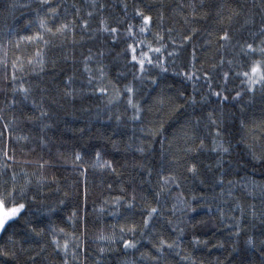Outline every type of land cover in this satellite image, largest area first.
Segmentation results:
<instances>
[{
  "label": "snow or ice",
  "instance_id": "1",
  "mask_svg": "<svg viewBox=\"0 0 264 264\" xmlns=\"http://www.w3.org/2000/svg\"><path fill=\"white\" fill-rule=\"evenodd\" d=\"M21 9L27 12V18L23 23L17 20L15 26L8 25L0 36V50L4 51V56L0 57L3 132H7L10 139L38 140L45 145L49 142L46 130L66 116L85 118L84 125L75 130L82 137L93 127L92 119L115 121V127L107 135L97 129L100 137L118 151L121 142L123 151L134 150L141 159L133 160L132 167L142 170L146 177L150 178L153 173L157 177L154 185L150 179L140 181L141 185H149L151 191L148 187L138 191L135 185L130 192L126 187L120 188L122 194L113 202L118 212L121 207L126 211L124 223L113 224L111 232L101 229L95 237L100 246L94 264H100L103 255L116 250L120 244L126 257L121 264H176V257L183 264H204L191 252L181 255L180 238L192 224L188 213L194 212L195 208L182 193L172 199V189L180 188L188 175H200L202 152L215 153L216 165L223 171L224 157L232 148L226 139V120L235 119V113L225 112V104L229 101L240 112L242 135L239 142L249 148L254 159L264 160V107L260 109L259 119L254 113H248L257 97L264 103V0L259 4L254 2L247 11L235 6L233 0H180L170 11L160 0L155 12L144 0H11L5 6V11ZM256 9H259V20ZM210 17L208 27L197 26L198 20H209ZM168 22L179 24V28L165 27ZM198 34L202 43L194 42ZM166 41H170V45ZM121 44L124 46L117 51ZM189 44L191 53L184 62L181 56ZM169 46L171 51H168ZM204 48L214 49L210 68L196 64L198 49ZM9 49L15 52L10 68ZM153 53L158 55L153 56ZM169 64L174 66L175 74L192 84L191 95L185 98V92L179 89L172 94V85L164 76L169 72ZM110 65L117 66L116 78L110 76ZM213 72L218 75L214 77ZM149 88L151 91L147 90ZM92 97L100 100L95 104V113L90 104L85 106L83 103ZM180 100L183 103H179ZM186 108L191 111L168 141L167 149L163 148L165 141H161L159 166L146 162L143 156L151 149L152 138L164 127L162 122H157V115L163 116L165 110L176 113ZM23 124L33 125L38 134L12 137ZM128 126L132 127L133 135L126 139L122 134L120 139L114 138L120 128ZM204 129L211 131L210 144L203 134ZM137 131L141 135H136ZM2 155L5 163L0 167L7 170L11 168L7 161L13 160L14 155L9 154L7 145ZM70 158L74 167L84 171L92 167L122 175L112 160L104 159L99 148L87 160L79 149H75ZM45 163L39 167L43 169ZM11 181L9 184L7 179L0 180V233L7 232L18 220L25 229L22 235H17L18 230L13 228L6 241L0 243V258L5 262L10 260L12 264H52L51 253L47 251L49 242L44 240L47 235L54 246L52 251L60 253L58 264H85L88 256L82 260L81 252H87V244L77 243L69 253L68 240L61 244L57 239L59 233L65 232L64 228L48 230L34 225L31 219L21 220L37 194L32 192L31 180L17 186L15 171ZM215 182L222 183L223 176ZM228 195H231L230 191ZM169 199H172L171 208L168 207ZM207 207L211 212L212 205ZM234 208H239L241 215L232 216V223L225 225L231 229L229 236L232 238L228 256L238 251L239 237L244 232L241 220L245 210L239 204ZM137 210L139 219L135 218ZM178 212L185 218L178 217ZM217 212L223 221L227 214L219 207ZM75 216L73 211L69 219ZM251 216L257 217L254 208ZM260 216L264 217V212ZM212 218L216 219L215 216ZM72 235L80 240L75 233ZM142 241L147 242L148 247ZM193 244L208 246L209 242L193 236ZM244 245L251 253L246 264H264V232L247 235ZM213 247L224 248L225 242L218 241ZM127 250H133L131 257ZM215 264H224V261L217 259Z\"/></svg>",
  "mask_w": 264,
  "mask_h": 264
},
{
  "label": "trees",
  "instance_id": "2",
  "mask_svg": "<svg viewBox=\"0 0 264 264\" xmlns=\"http://www.w3.org/2000/svg\"><path fill=\"white\" fill-rule=\"evenodd\" d=\"M8 2H11V0H0V36L3 34L2 30L8 25L15 26L17 20L19 23H23V20L28 15L22 9L14 12L5 11V6ZM163 2L168 6V11H170L172 7L180 3V0H163ZM254 2L259 4L260 0H233L235 6L243 7L245 11ZM144 3L152 6L153 12H155L160 0H144ZM22 12L24 13L23 16ZM256 12V19L259 20V9H256ZM14 17L17 19H14ZM176 19L181 20L180 17H176ZM210 23L211 17L209 20H198L196 22L201 29L208 27ZM168 26L179 28V24L172 25L171 22L166 23L165 27ZM236 26L238 27V25ZM148 38L152 39V36L149 35ZM177 40H179L178 37ZM194 42L202 43V37L198 34ZM166 43L170 45V41H166ZM123 46L122 44L119 45L116 50L119 51ZM191 47V44L187 45L181 56L184 62L189 59ZM171 50L172 48L169 46L168 51ZM213 51L214 49H198L197 67L203 64L204 68H210L213 62ZM152 55L156 56L158 54L153 53ZM3 56L4 51L0 50V57ZM14 58V50L9 49L7 57L9 68ZM168 67L169 72L164 74V76L166 82L172 85V94L174 95L176 90L179 89L185 92V98L191 95L192 84L186 82L181 75L175 74L173 65L169 64ZM0 72H2V69H0ZM109 73L112 78H116L117 66L110 65ZM217 75L218 73L213 72L214 77ZM201 83L203 82L201 81ZM229 87L231 88L232 85L229 84ZM147 90L151 91L150 88ZM2 99L3 96L0 95V100ZM83 103L85 106L90 104L93 113H95V104L100 103V100L92 97ZM179 103H183V100H180ZM77 107H80L79 103H77ZM261 107H264V103L257 97L255 104L248 110L249 115L254 113L256 118L259 119ZM190 111V108L181 109L176 113H170L165 110L163 116L157 115V122H162L164 127L159 135L152 138L151 149L143 156L146 162L156 167L159 166V157L162 150L161 141H165L163 148L167 149L169 147L168 141L177 133L180 125L184 122L187 112ZM229 111L235 113V119L226 120V139L231 142L232 148L230 153L224 157L222 163L223 171H221L220 165H216L217 155L215 153L202 152L199 156L202 161L200 175L198 177L188 175V178L181 182L180 188L173 187L172 189V199L175 198L176 194L182 193L183 198L191 200L192 207L195 208L194 212L188 213V218L191 219L192 224L186 227L184 235L180 238L183 250L181 255L191 252L197 260H203L204 264H215L217 259L224 261V264H246L251 257V253L245 249L244 240L249 234L260 235L264 232V217L260 216V213L264 212V160L254 159L249 148L244 143L239 142L242 135L239 125L240 112L238 107H233L231 101L225 104V112L228 113ZM8 115L10 116L11 113H8ZM76 115L78 116L79 114L77 113ZM84 123V117L79 119L73 115L64 117L62 122L56 123L52 128L46 130L49 142L41 145L38 140L21 141L14 138L10 139L9 134L3 132V121H0V132H3V135H0V166L5 163L2 155L5 145H7L9 154L14 155L13 160L7 161L11 168L3 170L0 167V180L7 179L9 184H11L13 171L17 173L16 183L18 187L23 185L26 180H31L30 187L32 192L37 195L35 201L29 202V208L21 220L24 218L31 219L34 225L46 227L48 230H51L52 227L64 228L65 232L57 235L60 243L63 244L65 239L68 240L70 245L69 253H71L77 243H81L82 246L87 244V252H81V259L83 260L84 256L87 255L88 259L85 264H94L97 259L98 247L100 246L95 237L99 235L101 229L105 232H111L113 224L124 223L126 211L121 207L118 212L113 202L115 197L122 194L120 188L122 186L126 187L130 192L132 186L135 185L138 191L144 187H148L149 191H151L152 189L149 185H141L140 181L142 179H150L154 185L157 177L155 173L150 178L146 177L142 170L132 167L133 160L139 161L141 159V156L134 150L123 151L124 144L121 142L119 146L121 150L118 151L100 137L97 129L107 135L115 127V121L92 119L93 127L87 130L82 137L75 130L82 127ZM25 133L29 136L34 133L38 134L33 125L23 124L12 133V137ZM121 134L123 139L133 135L132 127L120 128L114 138L120 139ZM203 134L210 144L211 131L204 129ZM136 135L141 134L137 131ZM97 148L101 149L104 159H110L114 162L117 172L122 173V175H117L109 169L89 167L87 171H84L82 168L73 166L70 154L75 149L82 151L87 160L94 156ZM44 162H46L45 167L41 169L39 165ZM212 165L216 166L209 171L208 168ZM82 171L84 172L83 175H81ZM219 176H223V182L214 183ZM228 181H231V184ZM109 185L112 187L109 188ZM229 191L231 192L230 196L228 195ZM65 193H68V195H65ZM250 193H254V195ZM192 197H195V199H192ZM172 199L168 201L169 208H171ZM59 200H63L64 203L59 204ZM208 204L212 205L211 212L208 210ZM237 204L245 210L241 220L244 232L239 237L238 251L228 256V251L230 250L228 245L231 244L232 238L229 236L231 229L226 228L225 225L232 223V216L241 215L239 208H234ZM218 207L222 208L227 214L223 221L219 218ZM253 208L257 212V217L255 218L251 216ZM49 209H53V211L50 212ZM73 211L76 212V216L69 219ZM177 216L181 219L185 218L179 212ZM213 216L216 219H213ZM139 217L140 214L137 210L135 218L139 219ZM197 221H200V223H197ZM192 225L195 226L193 227ZM13 228L18 230L17 235H22L25 225L18 220L7 232L0 233V243L6 241L8 234L13 231ZM73 233L80 237L79 241L73 237ZM170 234L172 236L175 235V233ZM193 236H198L201 240H207L209 242L208 246L194 245ZM44 240L49 242L47 251L51 253L52 264H58L60 253L59 251H52L54 246L51 245V237L45 235ZM218 241H224L225 247H213ZM142 243L148 247L147 242L142 241ZM77 250L79 251L80 249ZM132 251L127 250L129 257L132 256ZM125 258V250L123 245L120 244L116 246V250L105 253L100 259V264H121ZM175 260L176 264H183L179 257H176ZM0 264H12V262L10 260L5 262L4 258H0Z\"/></svg>",
  "mask_w": 264,
  "mask_h": 264
}]
</instances>
